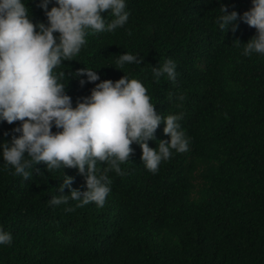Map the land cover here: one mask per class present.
<instances>
[{
	"label": "trees",
	"instance_id": "16d2710c",
	"mask_svg": "<svg viewBox=\"0 0 264 264\" xmlns=\"http://www.w3.org/2000/svg\"><path fill=\"white\" fill-rule=\"evenodd\" d=\"M221 3L238 13L251 6V0H126L124 25L89 30L79 53L54 68L66 73L73 106L96 83L81 85V76L72 75L80 67L97 68L100 79L139 78L157 112L182 113L189 147L173 150L153 172L133 142L124 174L108 172L103 206L49 204L63 173L84 190L75 167L46 170L36 162L24 178L0 157V226L12 234L0 244V264H264V54L243 55V44L234 41L246 42L254 26L238 19L235 30L218 27ZM27 6L33 22H47L38 0ZM125 51L142 57L140 64L116 68L115 57ZM165 57L176 61L175 80L156 81L151 65ZM19 123L0 121V140H9ZM163 126L150 147L168 138Z\"/></svg>",
	"mask_w": 264,
	"mask_h": 264
},
{
	"label": "clouds",
	"instance_id": "9594fccd",
	"mask_svg": "<svg viewBox=\"0 0 264 264\" xmlns=\"http://www.w3.org/2000/svg\"><path fill=\"white\" fill-rule=\"evenodd\" d=\"M50 2L38 0L47 22H33L27 0H0V121H20L9 140H0V157L13 166L14 175L24 178L32 175L36 162H45L46 170L75 167L84 177V190L72 187L73 177L63 173L58 194L51 195L49 204L72 199L80 206L93 201L103 206L111 191L108 172L124 174L121 163L129 160L133 142L141 149L145 167L155 172L173 150L186 151L190 138L180 124L182 113L157 112L145 84L124 72L112 80L100 79L97 68L76 69L72 75L81 76V85L96 83L73 106L65 91L66 73L54 68L79 53L89 30L112 31L125 24L129 12L126 0H55L49 7ZM219 8L216 23L223 31L235 30L238 19L256 29L246 42L234 40L243 44L242 54H264V0H251V6L240 13L223 3ZM106 12L111 19L102 15ZM142 59L125 51L115 57V65L122 69ZM175 68L176 61L165 57L151 65L153 79L166 75L175 80ZM161 121L168 138L150 147L148 140L154 139ZM98 162H104L103 170ZM11 241V232L0 226V244Z\"/></svg>",
	"mask_w": 264,
	"mask_h": 264
}]
</instances>
